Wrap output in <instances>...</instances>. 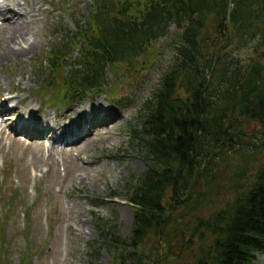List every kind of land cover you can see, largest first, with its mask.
Listing matches in <instances>:
<instances>
[{"label":"trees","instance_id":"trees-1","mask_svg":"<svg viewBox=\"0 0 264 264\" xmlns=\"http://www.w3.org/2000/svg\"><path fill=\"white\" fill-rule=\"evenodd\" d=\"M75 26L37 74L57 78L60 96L107 93V71L135 75L163 39L174 50L131 133L145 163L124 198L131 233L97 216L95 244L129 264H253L264 253V0H92Z\"/></svg>","mask_w":264,"mask_h":264},{"label":"rangeland","instance_id":"rangeland-1","mask_svg":"<svg viewBox=\"0 0 264 264\" xmlns=\"http://www.w3.org/2000/svg\"><path fill=\"white\" fill-rule=\"evenodd\" d=\"M18 1L26 9L34 4L42 10L40 21L28 27L31 40L35 41L33 50L23 59L2 58L0 62V101L9 94L15 97L8 103L15 110L9 111V119L0 123V219L4 215L3 203L10 196L15 201L0 231V244L5 243L0 264H23V258H29L27 264H88V257L93 255L92 243L99 256L98 264H129L119 259V252L112 246L95 244L101 239L94 223L99 216L116 226L121 237L131 233L134 209L124 201L131 191L128 179L145 170L140 148L131 139V133L141 128L143 102L172 63L174 50L170 38L156 45L155 56L149 54L135 75L123 74L117 79V75L107 71L104 82L115 93L113 99L91 94L67 102L60 100L55 108H49L39 105L32 92L41 83L45 97L52 99L62 86L57 78L45 83L37 78L39 67L51 49L72 40L71 33L76 31L77 23L84 22L92 0ZM19 44L25 45L20 41ZM77 50H73L70 64ZM245 52L241 50L238 55L243 57ZM65 70H70L69 64ZM29 107L32 120L36 116V122H41L38 115H43L42 123L54 122L57 127L70 122L77 109L86 108L87 125L96 124L71 149L61 150L58 146L54 150L48 147L49 140L43 141L37 134L23 138L15 133L20 119L25 122ZM119 111L125 117L116 119V124H108L109 128L100 124L114 119ZM99 112V117H95ZM95 133L97 136L92 139ZM40 141L43 146H39ZM25 211L29 212L27 216ZM145 245L144 248L152 249L150 239ZM253 264H264V254L257 255Z\"/></svg>","mask_w":264,"mask_h":264},{"label":"bare ground","instance_id":"bare-ground-1","mask_svg":"<svg viewBox=\"0 0 264 264\" xmlns=\"http://www.w3.org/2000/svg\"><path fill=\"white\" fill-rule=\"evenodd\" d=\"M41 10L40 5L35 6L33 4L29 9H26L18 0H0V20L2 21L0 25V62L3 60L2 58L23 59L33 50L35 41L31 40V35H29L31 30L28 27L30 23L34 25L40 21L39 13ZM30 13L32 14L30 15ZM19 41L25 43V45L19 44ZM10 97L15 98L14 95H10ZM17 100L19 101V99ZM85 110L89 109H77L74 118L70 122L60 124L56 132L52 130L53 128H50L49 131H53L52 139L54 143H64L67 148L70 147L71 149L75 141H81L82 137L87 135L91 131V128L95 127L96 123L94 122H92L90 127H86L89 117L85 114ZM105 110L103 109L104 112ZM30 111L31 107L28 108L25 119V124L28 127L35 124L31 119ZM99 114L100 112L94 116L99 117ZM112 116H115V114ZM124 117L125 115L119 111L114 119L107 122L100 121V124L103 123L106 128H109L108 124H113L116 119H123ZM26 130V127L23 125L16 128V131ZM30 133L34 134L35 131ZM105 134H107V131H105ZM96 136V133L93 134L92 139ZM52 147L54 150H58L55 145Z\"/></svg>","mask_w":264,"mask_h":264}]
</instances>
